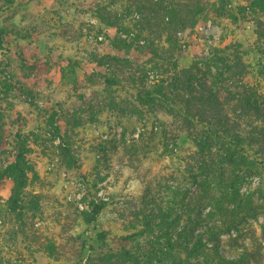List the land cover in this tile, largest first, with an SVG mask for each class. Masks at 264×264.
I'll use <instances>...</instances> for the list:
<instances>
[{
    "label": "rangeland",
    "instance_id": "1",
    "mask_svg": "<svg viewBox=\"0 0 264 264\" xmlns=\"http://www.w3.org/2000/svg\"><path fill=\"white\" fill-rule=\"evenodd\" d=\"M113 1L0 0V170L24 149L33 171L28 191L41 197L36 210L12 212L8 201L13 183L6 179L0 184V264H105L146 235L160 238L159 218L165 210L180 213L169 231L174 236L181 232L188 224V205H194L191 218L199 219L196 235L204 240L210 227L222 224L218 215L209 217L205 205L209 201L202 192L204 181L210 191L219 188L214 197L220 185L212 176L199 175L196 136L200 118L211 121L219 113L236 120L237 102L233 81L224 74L215 79L225 73L222 64L212 65L210 71L205 65L226 49L233 61L239 57L246 67L243 81L264 94V16L247 9L246 21L210 18L172 33L159 19L138 34L130 30V21L112 16L137 19L138 12L130 17L121 11L130 6L125 0ZM228 1L233 7L248 3ZM201 2L209 11L220 0ZM100 4L104 14L98 12ZM144 37L158 44L162 55L168 52L164 57L172 56L181 79H189L195 64L203 68L209 76L204 87L178 84L171 88L175 102L161 100L151 110L140 104L132 84L106 86L108 68L99 66V57H116V41L144 44ZM166 66L167 73L148 72L150 87L162 79L164 85L171 82L174 67ZM210 91L216 92L218 104L197 99ZM188 108L197 117L192 127L185 121ZM197 109L205 113L201 116ZM262 120H254V126L264 127ZM242 124L247 134L252 124ZM256 163V174L238 186L237 204L226 203L236 210L238 228L218 235L226 242L242 234L249 248L254 237L262 245L264 264V166ZM101 204L105 209L87 224L81 214Z\"/></svg>",
    "mask_w": 264,
    "mask_h": 264
},
{
    "label": "trees",
    "instance_id": "2",
    "mask_svg": "<svg viewBox=\"0 0 264 264\" xmlns=\"http://www.w3.org/2000/svg\"><path fill=\"white\" fill-rule=\"evenodd\" d=\"M183 1L125 0L130 6H125L124 10L121 11L127 12L130 17L138 12L137 19L135 17V19L122 21L117 19L118 13L112 14V16L123 23L130 21V30L137 31L138 34L145 31L146 28L154 27L153 20L159 19L166 24L163 29L172 33L178 28H192L198 23L205 24L210 18L232 23L241 20L246 21L248 20L247 9L258 17L264 16V0H248L247 5L237 4L235 7L228 0H220L209 11L206 5L201 2L202 0H198L194 4ZM118 3V0L113 1V4ZM99 6L103 5L100 4ZM105 11L104 6L98 9V12L102 14ZM3 35V31H0V40H3ZM144 40V44L138 40L131 42L116 41L114 44L117 52L116 57L111 55L99 57V66L102 68L107 65L108 68L107 74L103 76L106 86L109 88L116 87L123 81L132 84L138 91L137 98L140 104L151 110L154 109L158 101L175 102L176 96L171 88L178 84L190 88L196 82L204 87L205 76H209L206 71L202 70L203 68L195 64L193 71H190L192 73L189 74V79H181L177 73L178 65L176 61L173 62L172 56L164 57L167 56L168 52L162 55V48L158 44L150 41L148 37H144ZM241 47L242 45H239L238 49ZM218 51L214 53L211 59L207 60L205 67L208 68L207 71H210L212 65L221 63L225 73H220V76L215 77V79L224 78V74L228 76L227 79L233 81L234 85L231 90L233 89L236 95L237 109L234 108V114L237 113L236 120L230 121L228 117L222 116L225 114L219 113H216L211 121L200 118L202 123H198V125L202 126L201 131L196 136V154L200 157L199 175L212 176L215 185L216 183L220 185V192L217 197H214V193L215 189L219 188H213L210 191L211 186L207 181H204L202 192L209 201V203H205L210 208L209 217L218 215L222 224L210 227L207 233L208 238L204 240L202 235H196L199 219L193 220L191 218L192 209L190 206L194 207V205H188V210L185 209L184 211L187 214L188 224L186 223L185 229L174 236L169 230L175 227L177 219H180V213L176 209L165 210L159 218L158 232L160 238L146 235L142 241L131 243L129 247H123L120 257L113 260L105 259V264H262V245L254 237L251 238L254 244L249 248L242 243L245 240L242 234L226 242L220 241L218 235L220 232H230L232 229L238 228L236 210L226 207V203H236V198L239 196L238 186L246 176L256 174V166H258L256 162L258 160L264 166V127L254 126V120H264V94L259 91L256 85L243 81L242 77L246 75V67L241 64L239 57L233 61L226 49ZM244 54L246 55L247 52L244 51ZM167 64H173L175 71L171 82L164 85L166 81L162 79L159 84L150 87L148 85V72L167 73L170 71L166 66ZM226 91L230 94L229 89ZM197 99L202 104L216 105L219 103L217 94L213 91H210L207 96L202 93ZM186 102L190 103L191 101L188 99ZM190 111L192 110L188 108L186 113L188 117L185 118V121L192 127L195 125L194 121L197 117ZM189 112L193 116H190ZM195 112L202 116L205 110L197 109ZM242 122H246L247 126L249 123L252 124V129L247 134L244 133V129L242 131L240 129L243 125ZM22 145L24 146V144ZM251 148H255V150L253 151ZM249 156L254 159L250 161ZM31 172L33 171L24 149L14 156V160L9 162L4 170H0V184L6 179H10L13 183L12 196L8 201L12 212L38 208L41 200L40 195L28 191L31 183ZM177 206L182 208L185 205L177 203ZM104 209V204L96 205L91 213L85 212L81 216L87 224H92ZM200 220L203 221V218L200 217ZM262 236L264 239V225L262 226ZM130 239L128 237L125 240ZM233 248L235 252L239 250L237 254L233 252Z\"/></svg>",
    "mask_w": 264,
    "mask_h": 264
}]
</instances>
